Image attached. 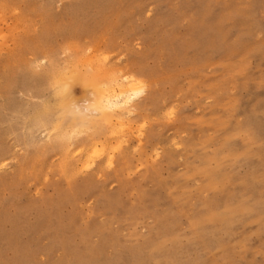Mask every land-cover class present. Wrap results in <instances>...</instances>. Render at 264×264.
Wrapping results in <instances>:
<instances>
[{
	"label": "rangeland",
	"instance_id": "1",
	"mask_svg": "<svg viewBox=\"0 0 264 264\" xmlns=\"http://www.w3.org/2000/svg\"><path fill=\"white\" fill-rule=\"evenodd\" d=\"M0 12L2 264H264V128L252 144L245 132L264 125V0H0ZM73 64L113 66L146 93L126 118L66 138L30 130L49 70ZM76 79L84 105L91 87Z\"/></svg>",
	"mask_w": 264,
	"mask_h": 264
},
{
	"label": "bare ground",
	"instance_id": "2",
	"mask_svg": "<svg viewBox=\"0 0 264 264\" xmlns=\"http://www.w3.org/2000/svg\"><path fill=\"white\" fill-rule=\"evenodd\" d=\"M1 13V12H0ZM74 49V48H73ZM72 49V50H73ZM77 49V48H76ZM71 50V51H72ZM76 52V51H75ZM79 54V53H78ZM73 55V54H72ZM80 55V54H79ZM97 55V54H96ZM71 56V55H69ZM74 56V55H73ZM76 56V55H75ZM87 56V54H86ZM81 57V56H79ZM92 57V56H91ZM70 58V57H69ZM68 58V59H69ZM72 58V57H71ZM75 58V57H74ZM84 58V57H82ZM79 60V63L81 62V59ZM82 59V62L85 60ZM94 59V58H93ZM56 60V59H55ZM66 62L69 61L65 59ZM73 60V59H71ZM70 60V61H71ZM91 60V59H90ZM98 60V59H97ZM95 61V60H94ZM56 62V61H54ZM76 62V60H74ZM73 62V63H74ZM72 63V62H71ZM69 63V64H71ZM78 63V61H77ZM76 63V65H77ZM91 63V62H89ZM52 65V63H50ZM60 63H58L59 66ZM68 64V63H67ZM88 64V63H87ZM105 64V63H104ZM73 64L74 67L68 68V70H57L55 68H52L49 70L47 78H46V84L48 87L51 88V94L50 96L42 102V106L39 107L41 110H38L34 115L32 121L30 122V130H33L32 127L36 126L37 128L46 129L48 131L46 134L48 135L47 138H51L52 135H61L65 137L70 132H65L69 128H77L80 127L82 124L87 123H93L98 127L101 122H111L114 117H117L118 120H121L125 115H128L132 110L129 109V105L132 101H134L136 98L141 96L142 94L146 93L145 91V81L142 82L141 79L136 77L133 74H122L117 73L113 68V66L107 70L100 71L97 66V68H94L92 72H84L78 71L76 66ZM50 66V65H49ZM56 66V65H54ZM61 66V65H60ZM64 66V65H63ZM62 66V67H63ZM68 66V65H66ZM72 66V64H71ZM89 66V65H88ZM101 66V65H100ZM61 67V68H62ZM82 67V66H81ZM102 67V66H101ZM47 68V67H46ZM58 68V67H56ZM116 68V67H115ZM64 69V68H63ZM67 69V68H66ZM34 70V68H33ZM45 71V70H43ZM48 71V70H47ZM47 73V72H44ZM40 74V73H39ZM19 75V74H18ZM43 75V74H42ZM45 75V74H44ZM46 76V75H45ZM76 78H82L85 80L86 84L91 87L90 94L92 95L91 99H85L87 100V103L82 105L75 99H73L69 93V86L71 84V81ZM43 79V78H42ZM77 80V79H76ZM151 80V79H150ZM74 82V81H73ZM72 82V83H73ZM144 83V84H143ZM44 84V83H43ZM20 85V84H19ZM147 86V85H146ZM13 87V86H12ZM47 87V86H46ZM11 88V87H10ZM15 88V87H14ZM148 88V87H147ZM173 98V97H172ZM15 100V99H14ZM38 101V100H37ZM131 106V105H130ZM133 107V106H131ZM36 110V109H35ZM132 113V112H131ZM4 115V114H3ZM131 115V114H130ZM30 118V117H29ZM126 118V117H124ZM23 120V119H22ZM26 120V119H25ZM24 120V121H25ZM116 120V119H115ZM98 121V122H97ZM117 121V120H116ZM123 122V121H122ZM126 122V121H125ZM119 123V122H118ZM88 125V124H87ZM90 125V124H89ZM113 127V126H112ZM117 127V126H116ZM252 128H248L245 130L247 132V139L248 143L252 144L253 137L255 136L254 132L256 134H259L262 132L264 125L262 126H251ZM115 128V127H114ZM121 129V128H120ZM36 130V129H35ZM34 130V131H35ZM39 130V129H38ZM77 130V129H76ZM123 130V129H122ZM126 130V129H125ZM118 131V130H117ZM41 132V131H40ZM30 133V132H29ZM116 133V132H115ZM33 134V132H32ZM59 134V135H58ZM63 134V135H62ZM121 135V134H120ZM31 136V135H29ZM33 137V136H32ZM31 137V138H32ZM56 138V136H55ZM66 138V137H65ZM34 139V138H32ZM57 139V138H56ZM61 139V138H60ZM59 139V140H60ZM121 139V138H120ZM52 140V139H51ZM114 140V139H112ZM231 140V136L229 138ZM228 140V141H229ZM23 141V140H22ZM50 141V140H49ZM57 142L60 141H56ZM70 142V141H69ZM30 143V142H29ZM52 143V142H51ZM111 143V142H110ZM55 144V142H54ZM59 144V143H58ZM76 144V143H75ZM79 144V143H78ZM43 145V144H42ZM37 146V144H36ZM52 146V144H51ZM50 146V147H51ZM55 146V145H54ZM53 146V147H54ZM67 146V145H66ZM72 146V144H71ZM43 147V146H42ZM70 147V146H69ZM259 147V146H258ZM264 148V146H261ZM260 147V148H261ZM73 148V147H72ZM259 148V149H260ZM263 148L261 150H263ZM89 149V148H88ZM257 149V148H256ZM44 150V149H43ZM66 150V149H65ZM53 151V150H52ZM29 152V151H28ZM62 152V150H61ZM68 152V151H67ZM89 152V151H88ZM195 152V151H194ZM5 153V152H4ZM3 153V154H4ZM35 153V152H34ZM196 153V152H195ZM260 153V152H259ZM49 154V153H47ZM263 154V153H262ZM1 155V153H0ZM66 155V154H65ZM81 155V154H80ZM37 156V155H36ZM78 156V155H77ZM202 156V155H201ZM4 157V156H3ZM44 157V156H43ZM42 157V158H43ZM47 157V156H46ZM189 157V156H188ZM205 157V156H204ZM241 157V156H240ZM252 157V156H249ZM1 158V157H0ZM39 158V157H38ZM242 158V157H241ZM247 158V157H246ZM7 159V158H6ZM122 159V158H121ZM194 159V158H193ZM256 162H258V159H261L258 163L261 164V166H264V156H258L254 158ZM2 160V159H0ZM128 160V158H127ZM3 161V160H2ZM37 161V160H36ZM62 161V159H61ZM91 161V160H90ZM195 161V160H194ZM242 161V159H241ZM248 161V160H247ZM252 161V160H251ZM114 162V161H113ZM249 162V161H248ZM253 162V161H252ZM2 162H0L1 164ZM31 163V162H30ZM67 163V162H66ZM3 164V163H2ZM84 164V163H83ZM118 164V163H117ZM198 164V163H197ZM250 164V162H249ZM254 165V172L255 174L259 171L258 165ZM64 165V164H63ZM81 165V164H80ZM189 165V164H186ZM194 165H196L194 163ZM31 166V165H30ZM28 167V166H27ZM64 167V166H63ZM66 167V166H65ZM64 167V168H65ZM154 167V166H153ZM2 168V167H1ZM58 168V167H57ZM73 168V167H72ZM104 168V167H103ZM189 168V167H188ZM187 168V169H188ZM199 168V167H198ZM196 167V169H198ZM29 170V169H28ZM56 170V169H55ZM199 170V169H198ZM22 171V170H21ZM121 171V170H120ZM201 172V170H200ZM199 172V173H200ZM60 173V172H58ZM66 173V172H65ZM190 173H192L190 171ZM202 173V172H201ZM95 174V173H94ZM254 174V175H255ZM199 175V174H198ZM201 175V174H200ZM115 176V175H114ZM175 177V176H174ZM24 178V177H23ZM73 179V178H72ZM181 179V178H180ZM89 180V179H88ZM256 180V179H255ZM17 181V180H16ZM91 182V181H90ZM178 183V182H177ZM181 183V182H180ZM16 184V183H15ZM66 186V185H65ZM10 187V186H9ZM15 187V186H14ZM58 187V186H56ZM259 187V186H258ZM16 188V187H15ZM94 190V189H93ZM92 191V190H91ZM100 191V190H99ZM12 193V192H11ZM62 195H60L61 197ZM145 197V196H144ZM59 198V197H58ZM43 199V198H42ZM31 202V201H30ZM50 204V203H49ZM126 206V205H125ZM5 207V206H4ZM6 209V208H5ZM136 212V211H135ZM126 213V212H125ZM142 214V213H141ZM15 215V214H14ZM114 216V215H113ZM139 218V217H138ZM20 223V222H19ZM94 223V222H93ZM75 227V226H73ZM92 231V230H91ZM161 232V231H160ZM34 233V232H33ZM66 234V233H65ZM69 234V233H68ZM85 234V233H84ZM82 236V235H81ZM52 237V236H51ZM70 237V236H69ZM145 238V237H144ZM27 239V238H26ZM8 241V240H7ZM26 241V240H25ZM78 245V244H77ZM153 246V245H152ZM5 247V246H4ZM3 250V249H2ZM149 250V248H148ZM6 251V250H5ZM151 253V252H150ZM37 254V253H36ZM16 256V255H15ZM18 256V255H17ZM16 256V257H17ZM135 257V256H134ZM19 258V257H18ZM29 258V257H28ZM12 259V258H11ZM30 259V258H29ZM90 261V260H89ZM2 264V261H0ZM21 263V262H20ZM124 263V262H123Z\"/></svg>",
	"mask_w": 264,
	"mask_h": 264
}]
</instances>
